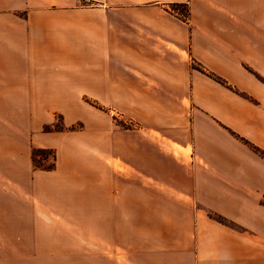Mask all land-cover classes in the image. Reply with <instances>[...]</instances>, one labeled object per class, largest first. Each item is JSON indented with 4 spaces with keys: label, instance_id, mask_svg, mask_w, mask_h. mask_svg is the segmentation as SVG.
I'll list each match as a JSON object with an SVG mask.
<instances>
[{
    "label": "crops",
    "instance_id": "crops-1",
    "mask_svg": "<svg viewBox=\"0 0 264 264\" xmlns=\"http://www.w3.org/2000/svg\"><path fill=\"white\" fill-rule=\"evenodd\" d=\"M0 264H264V0H0Z\"/></svg>",
    "mask_w": 264,
    "mask_h": 264
},
{
    "label": "rangeland",
    "instance_id": "rangeland-1",
    "mask_svg": "<svg viewBox=\"0 0 264 264\" xmlns=\"http://www.w3.org/2000/svg\"><path fill=\"white\" fill-rule=\"evenodd\" d=\"M79 3H81L82 5H87L88 0H77ZM16 107H3V115L10 118L9 116H11V112L13 111H17L15 110ZM71 108H75L78 109L80 111H82V114L84 116H82L84 119L86 117L89 118V115L91 113L90 109H100L104 112H107L110 110V115L112 116V120L113 122H115L116 126L121 127L120 129H129V130H133L135 128L134 123L132 122H128V121H124L122 119V115L118 112H116L113 109H106L104 107H97V106H91L89 105V107H71ZM45 112L46 117H48L49 121L51 120V122H49L48 124H43L41 131L42 133H54V132H68L70 134L72 133H79L82 132L86 129V124L84 121H82V119H75L74 116L71 117V115L68 114V111L70 113H75L73 111L70 110L69 107H67L66 109L61 108L59 109L58 107H45V109H43ZM60 110H64L65 115L60 111ZM66 113H67V117L68 118H72V123H70L69 125H65L64 120L66 118ZM15 115V114H14ZM17 116H21V114H17ZM5 119V117H4ZM122 119V120H121ZM42 150H47V149H42ZM47 151H51L54 156L55 153L53 150H47ZM32 157V156H31ZM44 158V157H42ZM56 159V158H55ZM36 161H40L41 165L44 167H48L51 166L54 163V167H55V161L52 160L51 155H47L45 160H41V158L36 159ZM53 167V169H54ZM51 169V170H53ZM49 170V171H51Z\"/></svg>",
    "mask_w": 264,
    "mask_h": 264
},
{
    "label": "trees",
    "instance_id": "trees-1",
    "mask_svg": "<svg viewBox=\"0 0 264 264\" xmlns=\"http://www.w3.org/2000/svg\"><path fill=\"white\" fill-rule=\"evenodd\" d=\"M47 155H51L52 160L55 161V156L51 151H47V150H42V149H33L32 150V154H31V160H32V165L35 169L37 170H42V171H49L51 169H53L54 167V163L51 166L48 167H44L41 165L40 161H36V159L41 158V160H45ZM44 157V158H42Z\"/></svg>",
    "mask_w": 264,
    "mask_h": 264
}]
</instances>
